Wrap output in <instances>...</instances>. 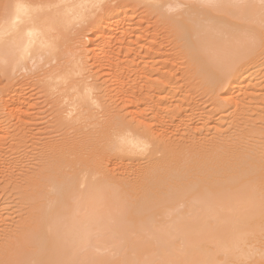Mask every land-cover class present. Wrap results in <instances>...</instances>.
Instances as JSON below:
<instances>
[{"label": "rangeland", "instance_id": "rangeland-1", "mask_svg": "<svg viewBox=\"0 0 264 264\" xmlns=\"http://www.w3.org/2000/svg\"><path fill=\"white\" fill-rule=\"evenodd\" d=\"M187 1L189 3V0H88V2L82 4L83 0H80V2L78 0H71V3L75 2V5L80 4V7L88 8L89 10L82 16L69 13V17L62 23L63 25H60L53 32L54 41L56 40L55 44L60 48L57 47L54 52L42 53L43 55L41 54L40 56L38 54H32L31 58H34L31 59L29 57L31 61L29 59L25 61L27 65L26 70H24L25 67L19 68L20 71L16 69L10 77H7L5 72V74H2L3 70L0 71V246L2 245V247L7 248L12 244L10 248L12 249L13 247L19 252L16 247L17 245L13 246V242L15 243L17 239L21 240L23 237L31 238L30 235H27L28 237L26 235L24 236L20 230L27 224L30 223L31 225L34 223L33 215L40 211V209L39 211L36 210L34 206L44 202L46 205L44 203L42 204L43 206H49L54 201L53 205L59 204V202L66 203L68 200L65 198H68V196L70 201L71 193H67L70 191V187L76 189L84 188V184L81 185L84 180V171L80 169L83 166L81 160L85 157L91 161L90 166L93 168L99 166L98 163L102 162V164L100 163L102 170L104 172L106 170V174L109 171L112 174L114 173L113 176L111 173L108 175L115 178L118 184L122 182H124L122 184H129L132 177L137 176L135 174L139 172L135 171V168H131L134 164L135 166L139 164L143 168L151 162H156L164 154L166 147L170 148L173 142L172 147L174 148L184 147V145L189 148H193L194 146L192 150L197 152H199L197 149L201 147L202 150L204 148L208 149V152L205 149L203 151L200 150L201 152L206 151V153L211 152V154L215 150L220 149V151L216 152L221 153L222 156L224 155L223 157L238 153L243 154V156L247 155L248 158L251 157L249 159L246 157L248 159V165L249 162L250 164L258 160L260 162L259 157L263 160L260 164L264 162V35L260 43V51L258 50L259 52L250 61L248 60L246 63L240 65L244 66L242 71L237 73V88L231 89L229 84H231L232 80L230 78L224 82L219 81L220 84L216 85L219 82H215L214 79L213 82L211 76H204L203 71H201L202 69L199 66L202 61L201 55L191 50V41L194 39L190 38V29L187 26L189 24L194 26V18L197 16L184 17L183 12H188L187 10L189 9L188 5H186ZM249 1L259 5L264 4V0L261 3L258 0H239L236 3L241 5ZM190 2L194 4L196 1L190 0ZM69 5L71 6V4ZM177 5L180 6L178 7ZM65 6L62 0H58L56 5L46 8L43 7L42 10L46 12L54 10L58 17L62 18L64 17L62 15ZM185 8L186 10H184ZM230 17L229 19H220L225 24L220 22L218 25L227 32H232L238 39L246 38V35L252 34L249 25L250 22L245 20L233 21ZM186 18H192L193 20L191 22L188 19L186 20ZM98 26L100 28L103 26L104 28L98 31L100 29ZM184 33L186 34L185 36ZM99 35L101 37H98ZM247 41L249 40L247 39ZM250 41L254 42L255 40L251 39ZM194 52L198 57H196ZM53 60L55 61L53 62ZM2 67L4 66L2 65ZM63 68H66L63 71L65 73L61 71L64 70ZM57 73H60V76L58 74L53 77L52 74ZM56 76H68L67 81H60L61 84L57 82V85H55L53 81ZM48 78L54 79L49 80L52 83L48 81ZM80 79L82 80L80 81ZM73 80L74 82H72ZM75 82L77 84L84 83L83 88L81 87L82 85L80 86L78 84L82 90L79 87L77 88ZM50 83L51 85L48 86ZM68 83H70L72 88L76 87L77 89L69 88ZM53 84L56 87L54 86L55 88L51 89ZM72 84L76 85L74 86ZM67 89H71V92ZM83 90L85 92L88 90V94H90L89 99H86L88 101L81 98L79 96L81 94L78 95L77 93L78 91H82L81 96L84 97ZM72 92L77 93V95L75 94L79 98L77 103V99ZM71 94H73L72 97ZM68 96L72 100L74 99V101L69 99L70 97ZM86 103L87 105H85ZM72 104H74L73 109L75 110L71 108ZM69 105L71 106L69 107ZM85 107L86 110L83 112ZM89 108L92 110L89 111ZM78 114L81 116L79 115L78 117ZM158 116V119L161 121L156 118L157 122H155L154 119ZM77 117L79 119H76ZM133 117L137 120H134ZM130 119L134 121L131 123ZM108 120H111L116 126L113 127L111 121ZM123 122L125 124H122ZM143 122L144 124L146 123L144 127ZM181 122L184 125H181ZM108 123L112 125L113 130L117 128L115 131L118 134L120 133V137L130 132L134 135H141V138L145 140L148 134L147 141L143 140L146 144L149 143V145L147 144L149 147L146 146L147 152L143 151L141 153L142 155L139 154L140 156L136 154L138 157H131L133 158L132 161L126 154L123 155V153H118L111 149L115 145L112 142L108 144L109 140L105 134V129H108V131L112 129ZM137 124H139V127ZM107 125L109 126L107 127ZM160 125H163V133L166 131L163 136L168 140L166 141L162 136L163 142L165 141L167 144L169 142L170 146H168L169 144L166 145L165 142L163 143L161 138L158 139V137H161L160 134L162 135L161 132L156 139V136L153 135L156 131V134L159 133L160 130L158 129L161 128ZM126 127H128L126 130L127 134L124 130ZM154 127L158 129L155 130ZM143 130L145 133L142 132ZM154 130L155 132H152ZM115 131L110 132H114L115 135L117 134ZM123 131L125 134L122 133ZM165 134L168 136L167 138ZM152 136H155L153 140L150 139ZM118 138L113 139L118 140ZM158 140H161V142ZM151 141L155 142L153 144L156 148L153 147L154 145ZM106 144L110 145V150ZM179 144L182 145L180 146ZM211 144L215 147H212ZM101 146L102 148H100ZM157 149L163 150L160 152ZM103 151L106 152L104 153ZM77 152L80 154L83 153L82 156ZM56 154H60L61 159L69 158V162L66 159L65 161L62 160L64 168H61V172H63L64 176L61 178L64 179L65 177L68 180L64 179V181L70 182L68 184L64 183L67 185L66 187L61 184L60 186H53L52 184L49 186L51 182L43 181L45 186L40 185V188L39 183L42 181L41 175L45 172L44 166ZM148 154L150 157L153 155L156 156L149 159ZM124 157H126V160ZM156 157L157 159H155ZM92 158L95 160L93 161ZM96 158H99V161ZM137 158L142 160H137ZM252 158L254 159L252 160ZM74 159L76 161L78 160V163ZM250 159L252 161H249ZM103 161L106 163H103ZM115 162L120 164L117 163V166ZM127 162L129 163L128 165ZM80 163L81 165H79ZM62 165L60 164V166ZM73 165H76L75 168ZM262 165L264 167V164ZM78 166L81 168L79 169ZM114 166H116L115 168L121 166V169L117 168L118 171H115ZM69 169L71 170L69 171ZM75 170L76 175L73 173ZM71 174L74 175L71 177ZM100 176L99 174L95 175V178H100ZM77 177L78 179H75L74 182L71 181L72 178ZM179 180L181 182L180 184H183L184 181L187 182L186 178L180 177L170 185L172 189L166 184L167 186H164L161 190L162 192H159L158 198L156 197L158 196L156 194L158 192H154L156 195L154 197L152 196L153 194L149 196L150 194L148 195V193L146 194L144 192L143 198L141 197L142 200L139 199L136 203V207L138 208L135 207V211L142 212V214L146 211L149 212L144 215L141 214L142 217L139 213L138 215H136L137 213L133 215L135 224L138 222L140 224L141 222L146 224L149 220L151 221L154 212L157 210L153 208H158V205L164 199L177 198L174 199V204L175 206H180L181 200L178 201V199H181V197L177 196H181L182 193L184 194V189L179 188L178 190L180 186L178 184ZM76 181L81 183L77 184ZM28 182L29 184H27ZM36 182H38L37 185ZM33 183H35L36 187H39L35 188L34 191H41L43 193L41 203L40 200H35L37 192L32 190L35 187ZM68 185L73 186L69 187ZM30 186L33 187L31 188ZM62 186H65L69 191L64 187L67 191L64 192L65 190ZM44 187L46 188L44 189ZM28 189L30 192H28ZM50 189H53L52 193ZM173 189H175V193L179 192L180 195L177 193L174 194ZM46 190L49 191L47 192ZM171 190L173 191L171 192ZM31 192H34L33 194L36 196ZM58 192L62 194V197L61 194L59 196L57 195L59 194ZM53 193L54 197L52 196ZM163 193H169V196L163 197ZM172 193L173 196L171 195ZM45 195L46 198L50 195L46 201ZM152 198H154V201H150ZM155 200L158 201V204ZM141 202L143 205H149L150 203L149 209L142 211ZM151 203L155 204L152 206ZM30 214L33 215L31 216ZM157 219L162 221L163 218L158 217ZM25 220H30V222ZM15 236H18V238ZM16 250L13 249L15 252ZM13 251L11 250L13 255H15ZM18 252L15 255L16 257L19 256L17 255Z\"/></svg>", "mask_w": 264, "mask_h": 264}, {"label": "bare ground", "instance_id": "bare-ground-1", "mask_svg": "<svg viewBox=\"0 0 264 264\" xmlns=\"http://www.w3.org/2000/svg\"><path fill=\"white\" fill-rule=\"evenodd\" d=\"M57 1L58 0H4L0 2V71L3 70L2 74L6 73L7 77H10L16 69L19 70V68L21 69L22 67H25L24 70H26L27 65L25 64V61L26 59H29V57L31 58L32 54H38L40 56L42 53L54 52V50L59 46L55 44L56 40L54 41L53 32L56 31L60 25H63L62 23L63 21H66V18L69 17V13L82 16L89 10L88 8L80 7V0L77 2L79 5H75V2L71 3V0H62V3H65L66 5L62 15L64 17L62 18L58 17L54 10L51 12L42 10L43 7L46 8L56 5ZM195 1L196 2L194 4L191 3L190 0L189 3L187 1L186 5L189 7L187 10L188 12H183L184 17H193L194 15L198 17H195L196 19L194 18V26L191 24L187 26L190 29V38L194 39L191 41V50L196 51L197 54L201 55L202 61L199 66L201 67L200 69H202L201 71H203L204 76H211L212 80L214 79L215 82H224L226 79L230 78L232 81L231 84H228L233 90L238 86L237 73L242 71L244 66L240 65L242 63H246L248 60L250 61V59H252L253 56L260 51V43L262 41V36L264 35V4L259 5L255 2L249 1L240 5L236 3L239 0ZM258 1L261 3L263 0ZM86 2H88V0H83L82 4H85ZM69 4H71V6ZM5 5H7V7H5ZM186 8L184 10H186ZM229 17L233 21L245 20L250 22L249 25L252 34L246 35V38L238 39L232 32L229 33L218 25L220 22L225 24V22L220 21V19H229ZM187 19L191 22L193 20L192 18H186V20ZM214 21H216V23H214ZM100 26L98 27L100 28ZM103 28L104 27L102 26V28H100L98 31ZM185 35L186 34L184 33V36ZM98 37H101V35ZM247 39L249 41H247ZM251 39H254L255 41L251 42ZM194 54L196 57H198L195 52ZM31 59L29 60L31 61ZM55 60H53V62ZM2 65L4 67H2ZM63 69L64 70H61L62 72L66 70V68ZM58 74L60 76V73L52 75L55 77L54 75ZM59 76H56L55 80L48 78V81L54 80L53 82L55 85H57V82L60 83V81H67L66 79L68 76ZM81 80L82 79H80V81ZM49 82L52 83V81ZM72 82H74V80ZM51 83L48 84V86L51 85ZM70 83H68L69 88H76L74 87L77 84L76 82L75 85L72 84L74 85V88L70 86ZM54 84L52 85L51 89L56 87ZM60 84H58V86H60ZM78 84L77 88L79 87ZM83 84L84 83L79 85H82L81 87L83 88ZM218 84H220V82L216 85ZM81 87L79 88L81 89ZM71 89L67 90L71 92ZM83 91L84 97L81 96L82 91H78V95L81 94L79 96L85 100L89 99L90 94H88V90L86 92L85 90ZM74 92L76 91L74 90ZM77 93H73L75 97ZM73 94H71V97ZM71 97L69 99H71ZM76 99L77 103L79 98L76 97ZM72 101H74V99ZM236 102L234 103L237 104ZM87 103L85 105H87ZM73 105L74 104H72V106L69 105V107L71 106L73 109ZM90 108L89 111L92 110H90ZM85 110L86 107L83 112ZM79 115L80 114H78V117ZM78 117L76 119H79ZM156 118L158 119L159 116L155 117V122H157ZM135 119L136 118H134V120ZM130 120L131 123L134 121L132 119ZM111 123L113 124L112 121ZM122 124L125 123L123 122ZM182 124L183 122H181V125ZM137 125L139 127V124ZM145 125L146 123L143 125V127ZM163 125H160V129L156 128L160 130L157 134V131L155 132V125V130L152 131L155 132V134H152L156 137H150L151 140H153L154 137L156 139L158 134L161 132L162 135L160 134L161 137H158V139L161 138L163 142V137L165 139V136L163 135L166 133V131L164 133L162 131ZM108 126L109 125H107V127ZM115 126L116 125L113 124V127ZM113 127L110 131H115L117 129L116 128L113 130ZM127 128L128 127H126L124 130L126 131ZM135 128L134 130L137 129ZM110 131L105 129V134L109 140L108 144H110V142H112V144L114 143L115 146L111 145L113 147H111V149L115 150L116 152L123 153V155L126 154V156L130 158L133 156H140L139 154L143 153V151L147 152L146 146H148L149 143H147V145L144 141H147L148 134L144 140L141 138V135H134L130 132L127 134V131V135H123L121 137L120 133L118 134L115 131L118 135H114V132L112 133ZM142 132L145 133L144 130ZM122 133L125 134L124 131ZM139 134H141V132H139ZM112 137L114 139L117 137L119 138L118 140H114ZM167 137L168 136L166 135V138ZM161 140L158 141L161 142ZM155 142H152V144ZM108 144H106V146ZM168 144L166 143V145L170 146L169 142ZM182 144L179 145L181 146ZM193 144L195 143L193 142ZM109 146L110 145H108V149L110 150ZM153 147L156 148L155 145ZM171 147H166L164 154L162 156L160 155V159L158 158L159 160L157 157L155 158L158 161L156 160V162H151V160H149L151 163L147 166L145 165L146 167L142 168L139 164L136 166L135 164L134 166L131 165V168H135L134 170L139 172L135 174L137 175L135 176L136 178L132 177V180L133 178L135 179L133 182L131 180L132 183L130 182L129 184H122L124 182L121 184L116 183L115 178L108 175L111 173V171L106 174V170L105 172L102 170L100 166V163L102 164V162L98 163L99 166H95L93 168L90 166L91 161L85 157L81 160L82 162L79 161L83 163L82 169H80L81 167L78 166L80 170L84 171L83 183L76 181L77 184H84V188L76 189L70 187L73 185H68L70 187V191L66 188L67 185L64 184H68L70 181L66 182L68 179L64 177V179H66L64 181V179L61 178L64 176L63 172H61V170L64 168L62 165V160L65 161L66 158L62 155L65 159H61L60 154H56L55 157L52 156L53 158L48 163H46V165L44 164L45 172L43 175H41L42 181L39 180L41 181L39 186L44 185L45 181L51 182L50 184L48 183L49 186L51 184L53 186H60V184L65 185L66 187H64L69 192H67L62 186L65 190L63 191L71 193L70 201L68 196V198H65L68 200L66 203L59 202V204L53 205L55 201L53 203L50 201L52 205L49 204V206H43L42 204L45 202L34 206L36 210L39 211L40 209L37 214H32L34 223L30 225V223L27 224L25 222L27 225L24 228L23 225V229L21 228L22 230H20L23 232L24 236L30 235L31 238L28 236V238H24L22 235L24 239L19 236L22 239H17V242H15L16 244L12 241L13 246L17 245L16 247L18 248L19 252L13 247L12 249L10 248L12 245L11 243V245L7 248L2 247L1 245L0 264H264V167L262 165L264 162L260 164V162L263 161L261 160V157H259L260 162L259 160L256 162L254 161L252 164L249 162L248 165V159L251 157L248 158V156L245 154V156L238 153L223 157L224 155L222 156L221 153L220 155L219 152H216L220 151V149H212L215 150V152L213 151L214 153L212 152L213 154H211V152H201L200 150H202V147L197 149L199 152L192 150L194 149V146L193 148L186 147V145H184V147ZM100 148H102V146ZM108 149L107 151H109ZM161 150L160 152H162ZM205 150L208 152V149ZM82 154L83 153L80 155L82 156ZM115 156L118 157L116 154ZM153 156L150 157L149 155L148 158L152 159ZM125 158L126 157H124V159ZM92 159L93 161L95 160L94 158ZM132 159L133 158H131V160ZM253 159L254 158H252V160ZM137 160L142 159L137 158ZM252 160L250 159L249 161ZM69 161L70 160H68V162ZM77 161L75 160V162ZM118 162L115 163L117 164ZM81 163L79 165H81ZM103 163L106 162L103 161ZM115 163L114 165H116ZM60 164L62 166H60ZM128 164L129 163L127 162V165ZM73 166L75 168L76 165ZM115 167L116 166H114V168ZM108 168L110 169V167ZM117 168H115V171H118ZM118 169H121V166H119ZM127 169L125 170L127 171ZM70 170L71 169H69V171ZM76 170L73 172L75 175ZM112 170L114 171V169ZM128 172L132 173L130 171ZM98 174L101 175L100 178H95V175ZM72 175L74 174H71V177ZM180 177H184L187 180V182L184 181L185 183L182 181L183 184H180V180L178 183L181 186L178 187V190L179 188L184 189V194L182 193L181 196H177L181 197V199H178V201L181 200V205L175 206L174 199L177 198L168 200L164 199L158 205V208H153H156L157 210L154 212L151 221L149 220L146 224L143 222H141V224L139 222L137 223L140 225L135 224L133 215L136 213V215H138L139 213L135 211L136 203L139 199H141V197L143 198L144 192H146V194L148 193V195L150 194L149 196L153 194L152 196L154 197L156 196L154 192H158L156 193L158 195L159 192H162L161 190L164 188V186L169 185L168 187H170L173 181L175 182V180H178ZM75 179H78V177L74 179L72 178V180H70L74 182ZM73 182L71 183L73 184ZM27 184H29V182ZM33 184L35 185V183ZM37 184L38 182H36V185ZM36 185L35 187L32 186L33 191L35 188H39L36 187ZM76 186L78 187V185ZM46 187H44V189ZM170 189L172 188L170 187ZM175 189H173L174 194L177 193H175ZM52 190L50 189L51 193ZM173 190H171V192ZM28 192H30V190ZM34 192L31 193L33 194ZM180 192L182 191L180 190ZM54 193L52 195L53 197ZM60 194L61 193L57 195L59 196ZM177 194L180 195L179 192ZM167 195L169 196V193L162 196L165 197ZM171 195L173 196V193ZM49 197L50 195H48L47 198ZM146 197L149 199L148 196ZM156 197L158 198L159 195ZM35 198V200H40L41 203V199H43V193L38 191ZM47 198L45 195V201L48 200ZM153 199L154 198L150 199V201ZM142 202V211L149 209L150 203L149 205L147 204V206L143 205ZM156 203L158 204V201H156ZM154 204H152V206ZM148 212L149 211H146L144 214ZM139 214L141 215L142 212ZM158 217H162L164 220L162 219V221H159V219H157ZM25 221L30 222V220ZM16 238H18V236ZM13 249L16 250V252L13 251ZM11 250L15 252V255L18 252L17 255L19 256L16 257L13 255ZM21 251L23 252V256Z\"/></svg>", "mask_w": 264, "mask_h": 264}, {"label": "snow or ice", "instance_id": "snow-or-ice-1", "mask_svg": "<svg viewBox=\"0 0 264 264\" xmlns=\"http://www.w3.org/2000/svg\"><path fill=\"white\" fill-rule=\"evenodd\" d=\"M5 7H7V5H5ZM19 7V6H18Z\"/></svg>", "mask_w": 264, "mask_h": 264}]
</instances>
